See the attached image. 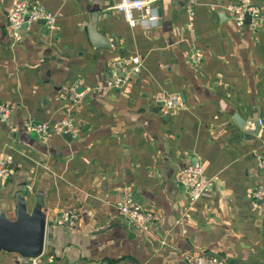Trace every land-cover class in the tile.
<instances>
[{"label": "crops", "instance_id": "crops-1", "mask_svg": "<svg viewBox=\"0 0 264 264\" xmlns=\"http://www.w3.org/2000/svg\"><path fill=\"white\" fill-rule=\"evenodd\" d=\"M15 1L0 0V103L12 107L9 120L0 116V158L13 160L0 210L14 217L25 186L30 206L43 194L47 237L36 264H187L198 252L264 264V199L254 195L264 185V0H249L263 11L258 28L231 18L238 0H157L153 29L131 27L117 0H30L56 24L14 32ZM94 17L109 46L93 43ZM137 55L143 66L130 63L116 89L111 62ZM73 89L85 94L78 104ZM170 94L180 109L164 106ZM67 116L76 136L25 127ZM198 162L211 190L192 202L178 174ZM126 190L155 213L150 229L121 217ZM66 211L78 214L75 225L57 222ZM0 264L34 262L1 252Z\"/></svg>", "mask_w": 264, "mask_h": 264}, {"label": "built area", "instance_id": "built-area-1", "mask_svg": "<svg viewBox=\"0 0 264 264\" xmlns=\"http://www.w3.org/2000/svg\"><path fill=\"white\" fill-rule=\"evenodd\" d=\"M157 0H117L113 8L123 13L125 19L131 27L138 25L146 29H153L160 23V13ZM228 11L231 18L239 25H245L247 14L251 16V25L255 28L260 26L263 19V11L259 6L252 5L249 0H238L237 3L230 4ZM43 20L48 26L56 24L57 15L49 11L44 5L39 2L30 0H16L9 12L8 28L14 32H18L26 26L30 28L34 22ZM198 61L201 56L196 55ZM130 63H133L135 70L139 71L143 66V59L140 56H134L130 59L116 58L111 62V72L114 78V87L116 89L123 88L132 75ZM84 93H76L72 91L71 103L78 104L84 98ZM164 106L171 111L180 109L183 102L178 94H170L164 100ZM12 107L8 104L0 103V116L7 121L11 118ZM26 129L36 134L41 138H46L53 131H58L61 134H70L76 136L78 127L76 122L70 116L60 119L53 126L49 121H35L34 119L27 120ZM13 160L10 157L0 158V178L8 180L12 173ZM261 168L264 169V160L261 161ZM178 180L187 192L189 199L192 202L200 200L208 195L211 190V180L206 174L205 167L202 163L191 164L183 168L178 174ZM29 187H33L32 184ZM254 195L257 198L264 199V185L257 186L254 190ZM118 209L121 217L130 223L135 224L141 229L148 230L156 222V215L151 210L144 208L133 198V193L130 190L124 191L121 200L118 203ZM78 214L72 211L63 212L57 222L64 224L68 222L72 225L77 223ZM187 264H225L224 260L215 255H210L205 252L187 253L185 256ZM37 259H33L36 264Z\"/></svg>", "mask_w": 264, "mask_h": 264}, {"label": "water", "instance_id": "water-1", "mask_svg": "<svg viewBox=\"0 0 264 264\" xmlns=\"http://www.w3.org/2000/svg\"><path fill=\"white\" fill-rule=\"evenodd\" d=\"M246 22L251 23L249 14H247ZM90 34L93 43L97 46L111 44L98 32L96 17H94ZM259 128L260 126L257 129ZM29 194L30 190L27 186L17 194L14 217H10L5 209L0 210V253H16L25 260L32 261L40 258L45 252L48 215L43 194L38 193L31 206L27 199Z\"/></svg>", "mask_w": 264, "mask_h": 264}]
</instances>
